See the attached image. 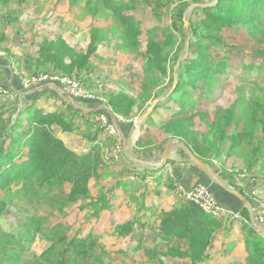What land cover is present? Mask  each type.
Segmentation results:
<instances>
[{"label":"trees","instance_id":"trees-1","mask_svg":"<svg viewBox=\"0 0 264 264\" xmlns=\"http://www.w3.org/2000/svg\"><path fill=\"white\" fill-rule=\"evenodd\" d=\"M11 1L0 0V10L8 11L0 14V51L7 50L11 59L9 63L7 57L0 58L2 63L27 74L75 77L126 119L143 115L159 98L134 147L174 139L209 164L225 152V163L235 169L246 164L244 169L253 172L254 186L264 181V0H216L204 6L201 4L208 0H87V14L104 24L91 26L83 41L85 49H76L80 42L76 39L69 43L61 35H47L19 55L6 41L7 24L3 26L12 19ZM142 12L155 22L143 27L137 17ZM227 31L244 36V43H257L251 45L248 59L245 46L234 44ZM113 40V69L103 79L96 51ZM184 52L188 55L181 59ZM138 62L140 72L133 69ZM246 73L255 76L248 79ZM16 80L20 85L18 75ZM226 81L231 82V98L223 103ZM1 86L13 90L10 83ZM24 98L28 102L11 124L15 102L0 93V214L18 201L30 210L35 205L47 209L46 215L33 210L22 223V228L31 229L48 243L37 263L104 264L107 249L121 251V244L133 239L134 249L144 251L151 264H166V258L179 260L175 264H264V235L251 224L246 206L230 226V218H214L182 199L171 208L157 210L146 203V172L161 175L173 190L175 179L168 172L156 175L124 160L114 161L110 149L118 137L95 127L97 121L92 119L101 113L109 116L105 109L85 114L70 101L47 103L52 98L48 95L45 102L39 95ZM78 102L95 106L91 101ZM82 127L95 128L85 132ZM79 130L89 143L81 153L56 135ZM243 144L248 146L247 152L233 157ZM102 145L110 151L107 161ZM200 183L207 184L222 204L219 186ZM240 193L258 210L253 199ZM56 213L72 219L70 225L80 234L69 236L65 222L45 227ZM127 213L128 217L119 218ZM81 216L85 217L80 223ZM152 218L154 238L166 242L164 251L148 245L140 232L144 221ZM23 238L0 229V264H18L21 253L13 247Z\"/></svg>","mask_w":264,"mask_h":264},{"label":"rangeland","instance_id":"rangeland-1","mask_svg":"<svg viewBox=\"0 0 264 264\" xmlns=\"http://www.w3.org/2000/svg\"><path fill=\"white\" fill-rule=\"evenodd\" d=\"M87 0H77L76 4L72 5L69 3V0H12L10 3L11 9H12V19L3 22V26H6L4 29V32L7 36V42L9 44H12V50L16 55H19L23 53L24 48L26 50L27 47H32L33 42L35 40H40L42 37L48 36H58L61 35L63 36L69 43L73 42V40H78L80 42H77L79 44H76L77 47L76 49H85V44L83 45V41L85 38L90 33V28L93 24L100 25L102 26L104 23H99V20H96L97 17L92 18L89 14H87L86 9H85V4ZM216 0H208L206 4H201V6L204 5H212ZM192 8L190 6L188 9ZM6 10H0V14H6L4 13ZM153 15V14H152ZM188 16V14H186ZM91 17V18H90ZM138 18H141L142 25L143 27H147L148 25L152 24L155 22L154 18L149 14H145L144 12L139 13L137 15ZM187 21V19H185ZM188 23V22H187ZM2 26V27H3ZM188 26L184 25V28L186 29V32L188 34ZM19 28V31H18ZM145 29V28H144ZM226 31V30H225ZM224 31V32H225ZM51 34V35H50ZM226 35V34H225ZM227 35L231 36L233 38V43L234 44H241L245 46V58L248 59L246 55H251L249 49L252 47L251 45H256V42L249 41V43H244L241 38L244 39V36L237 35L235 32H230L227 31ZM188 37H191L190 33L188 34ZM187 37V39H188ZM82 42V43H81ZM251 42V44H250ZM72 44V43H71ZM35 46V45H34ZM114 40L112 41V44L110 45H102L99 46L97 49L96 53H98L99 57L101 58V65L103 66V70L99 72V75L101 78L104 79L107 70L113 69V56H114ZM186 51V50H185ZM7 50L0 51V58H8L10 59L7 55ZM188 53H182L181 59H184ZM11 61V59H10ZM140 62L134 65L133 69L138 70L140 72L141 67ZM15 66V64H14ZM177 66V65H175ZM117 68V67H116ZM118 69V68H117ZM176 69V67H175ZM23 71V70H22ZM19 70L15 69L16 75L18 76H24V78H30L34 75L37 74H42L41 72L36 73V74H27L26 72H22ZM59 76V75H58ZM245 76L248 79H253L255 74H252L249 76V74H245ZM226 86H223V92H222V98L221 101L223 103H226L230 98H231V88L229 85H231L230 81L224 82ZM49 84H44L43 86H47ZM56 85V84H55ZM174 85V84H173ZM21 86V84H20ZM0 87H3L0 85ZM4 88V87H3ZM22 88V87H21ZM33 87L28 88L27 90H31ZM9 89V88H6ZM42 89V87H41ZM39 89V90H41ZM171 89V88H170ZM10 90V89H9ZM16 92L17 94L14 95V99L11 100L12 102H15V109L13 114L10 116V122L11 124L14 122V120L17 118L18 113L23 109V107L26 106V103L28 102L25 100L24 95L26 91H20V90H13L12 93ZM59 92V91H58ZM61 92V91H60ZM59 92V93H60ZM62 94V92H61ZM13 96V94H11ZM220 94L218 96H221ZM65 99H68L72 104L75 105V107L81 111L82 113H89V109L86 107L90 108V104H78V100L76 99H69V97L64 96ZM158 101L159 98H156ZM95 104L99 105L101 108L108 109L110 108L111 112V107H107V102H95ZM85 106V107H84ZM114 114L115 115H120L117 113H114L113 111L111 112V115L109 114L108 119L112 118L111 122L116 121L114 119ZM100 116L99 114H96L92 119L97 121L95 124V127L101 128L104 130L105 133L109 135V132L106 131L103 127V123L100 121ZM112 116V117H111ZM105 117V116H104ZM136 116H133L131 118H128L127 120L133 119ZM137 117L140 119L141 115H137ZM106 121L107 118L105 117ZM126 119V118H125ZM126 120V121H127ZM141 122V121H140ZM143 122V121H142ZM142 122L140 125V130L142 126ZM129 124L131 128V123L130 122H125V123H120L116 122V124ZM94 127V128H95ZM94 128H87V130L82 127L85 132L86 131H94ZM85 133H82L80 130L76 132V134H71V133H62V132H57V136H60L63 138L68 146L72 148L76 153H81L84 152L87 148L88 145V140L84 136ZM139 137V136H138ZM62 139V140H63ZM118 142V141H117ZM116 142V143H117ZM136 141H133L132 139V144L131 140L128 137L127 144L126 146L128 148L134 147ZM120 146L123 149V153L119 159H116L115 161L118 162L119 160H123L122 158L126 156L127 151L125 148V145L121 142L120 140ZM130 144V146H129ZM112 147V146H111ZM107 146L102 145V150L106 149ZM238 149H240L238 152L234 153L232 155L233 157L239 156L241 153H246L248 150V146L246 145H239ZM189 153L191 156H195L189 149ZM225 152H221L219 157L217 159H214L212 163H204L205 168L207 169V172L209 173L207 177L215 175L214 179H221L223 182H226L231 186V187H238L239 185L241 186V191L244 192V190L248 191L253 188V183H251L250 179H254V175L252 174L253 172H250L247 168H245V165H242V169H235L225 163L224 156ZM131 157V156H130ZM132 159H134L132 157ZM220 161V162H219ZM224 163V164H223ZM212 164V165H211ZM225 165V166H224ZM223 170V171H222ZM225 173V174H224ZM231 178V179H230ZM253 182V181H252ZM198 183V182H197ZM260 186H254L256 187L254 190L258 192L257 196L260 193H264V184H259ZM239 186V187H240ZM66 189H68L66 187ZM15 204V205H14ZM20 206V207H19ZM71 208V207H70ZM74 208H77V206H74ZM38 210L39 215H46L47 209L42 207H35L33 209H29V207L24 204L23 202H14L12 205H7L6 207V213L3 212L0 214V229L3 231H10L13 233H19L23 235V239L20 242L19 245H14L13 250L16 252L21 253V258L18 262V264H39L37 263V256L48 246V243L40 238L39 236L33 234L31 229H25L22 228V223L26 221V218L33 214V210ZM29 210V211H27ZM76 210V209H74ZM261 210L262 207H258V210H254L251 207L250 216H251V224L252 220L255 221L256 226L258 225L257 219L261 215ZM76 213V211H74ZM72 216H75L74 214ZM85 216H81L79 218V222H82V218ZM67 218L66 220H64ZM50 222L45 223V227H52L54 223L57 222H65L69 227L68 230V235L69 236H75L79 235L80 233L78 232L79 229L74 226V224L70 225L73 221L72 219L69 220L68 217H63L60 216L59 214H55V216H50L49 217ZM69 220V221H68ZM75 222H77L75 220ZM147 220L144 221L145 226L140 228V232L144 235V238H146V243L150 245L152 248H157L156 250L159 251H164L166 249V242L160 241L154 238V224L148 223ZM253 225V224H252ZM254 225V227H256ZM261 227V226H260ZM257 228V227H256ZM262 228V227H261ZM263 229V228H262ZM24 232V234H23ZM28 235H26V233ZM85 233V232H84ZM28 237H31L32 239L29 240ZM136 243L135 240H129L127 239L126 242L122 243L121 245L123 248L120 250H108L107 256L105 257L104 264H151L147 258V256L144 254V251L142 250H136L134 249V244ZM111 246H117L116 243L112 244ZM120 246V245H119ZM150 247V248H151ZM162 259H165L166 257L161 256ZM168 259L171 258H166V264H175L179 263V260H174L170 261ZM8 264V263H6Z\"/></svg>","mask_w":264,"mask_h":264},{"label":"crops","instance_id":"crops-1","mask_svg":"<svg viewBox=\"0 0 264 264\" xmlns=\"http://www.w3.org/2000/svg\"><path fill=\"white\" fill-rule=\"evenodd\" d=\"M2 62L3 61L0 60V85L10 83L13 90L16 89L23 91L16 80V72L13 66L11 64L7 65ZM9 63H11V61ZM58 91H61L58 85H47L43 86L41 90L31 89L26 91L24 92V96L26 98H33L39 95L40 99L43 98V102H45L44 98L48 95L52 98L46 99L47 103L54 102V99L58 103V99L66 100L68 102V99L64 98L65 95L61 94V92L59 93ZM78 104L82 105L80 102H78ZM72 105L75 106L74 104ZM86 108L89 109V112L96 111V113H98L97 111L101 107L95 104L93 107ZM110 120L112 121V118H110ZM144 121L142 122V125L144 124ZM117 127L121 133L120 140L125 145V148H127V151H125L126 156L122 158L125 162H128L129 164H135V166L142 170L147 169L149 171H155L156 175L160 172H168L169 175L176 181L174 183V188L176 184L180 185L183 189H188L200 181L217 185L219 186V188H217V192L219 193L221 203L223 206L225 205V207L233 212H239L244 206H246L245 202L236 195V193L241 194V186L239 185L240 187H231L227 181L223 182L221 179H214L215 175H213V177H207L209 173L204 166L205 164H203L200 160L199 163H195L184 143L174 139H167L151 143V145L148 147L128 148L126 146L128 137L130 138L132 144V133L130 126H128V124L117 123ZM63 141L65 140L63 139ZM65 143L67 142L65 141ZM88 146L89 143L86 148H88ZM132 157L134 159H132ZM159 169L163 170L157 172ZM146 176L147 177L143 183L146 184L149 193V196L146 200L147 204H150L152 207H156L157 210H161L164 207L165 209L171 208L176 205L177 201L181 200L175 194V190H173V188L170 189L165 184L163 178H161V175H157L160 176L157 178V176L146 172ZM254 202L256 203L257 201ZM113 216L114 215H111L110 217ZM128 216L129 214L127 213L126 216L119 215V218L122 219ZM232 221L233 220L230 221L229 219V226L232 224ZM148 223L154 224V218H152L150 222H147V224ZM237 233L238 231H236V234Z\"/></svg>","mask_w":264,"mask_h":264},{"label":"built area","instance_id":"built-area-1","mask_svg":"<svg viewBox=\"0 0 264 264\" xmlns=\"http://www.w3.org/2000/svg\"><path fill=\"white\" fill-rule=\"evenodd\" d=\"M18 79L21 84L22 90L24 91H28L27 89L30 87H33L32 89H40L41 87H43L44 84H49V85L56 84L59 86L62 94L69 97V99L84 100L91 102H106L105 98H103L101 95H96L93 92V89L88 88L79 79L75 77L58 76V75L53 76L42 73V74L34 75L30 78H24V76H18ZM12 91L13 90L11 89L9 90L0 87V93L5 97H7L9 100H13L14 95L17 94L16 92L12 93ZM11 94H13V96ZM105 110L108 112V114L111 115L112 110L110 112V108L109 110L108 109ZM99 115H101L100 121L103 123L102 128L108 131L109 135L118 137L117 140L118 142L116 141L117 143H115L110 149L112 152L113 160L115 161L116 159H119L123 153V149L120 146L121 133L119 131V128L117 127L116 122H120V123L130 122L132 139L133 141H136L140 134V125H141L140 119L136 116L133 119L127 120L122 115L114 114V119L116 121L111 122L106 114L101 113ZM104 116L107 118V121ZM108 150L109 149L107 148L103 150L104 161H107L110 157L109 154L110 151ZM250 181L251 183H254L255 179H250ZM261 184H264V181ZM256 187H254L253 185V188L251 190L248 191L244 190L243 193L245 196H248L254 201H257L256 203L259 205V207H263L264 201L262 200V198L264 197V193H260L257 196L258 192L254 190ZM174 192L177 195V197H179L180 199L195 204L204 213L214 218H228V219L230 218V221L236 218H240L238 212H233L218 202L215 195L211 192L207 184L198 182L188 189H183L180 185L175 184ZM256 221L258 223L257 226L255 221L252 220L253 226L255 225L257 229L260 231V233L264 235V215L261 214ZM260 226L263 229H261Z\"/></svg>","mask_w":264,"mask_h":264},{"label":"water","instance_id":"water-1","mask_svg":"<svg viewBox=\"0 0 264 264\" xmlns=\"http://www.w3.org/2000/svg\"><path fill=\"white\" fill-rule=\"evenodd\" d=\"M188 23H187V21L184 19V25L186 26ZM176 83V82H175ZM175 83H174V85H173V87H175ZM172 87V88H173ZM157 102V100H155V101H153V103L151 104V106L147 109V111L140 117V121L142 122V121H144V119L149 115V113L151 112V110L153 109V106H154V104ZM192 158H193V161L195 162V163H199V160L195 157V156H192ZM236 195L240 198V199H242L244 202H245V204H246V207L249 209V210H251V204H250V201L248 200V199H246L243 195H241V194H238V193H236Z\"/></svg>","mask_w":264,"mask_h":264}]
</instances>
